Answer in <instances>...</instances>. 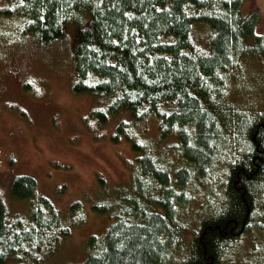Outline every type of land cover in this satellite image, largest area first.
Wrapping results in <instances>:
<instances>
[{"label":"trees","instance_id":"trees-1","mask_svg":"<svg viewBox=\"0 0 264 264\" xmlns=\"http://www.w3.org/2000/svg\"><path fill=\"white\" fill-rule=\"evenodd\" d=\"M242 2L0 0L40 46L74 25L72 91L102 100L98 124L128 113L111 141L135 153L129 182L91 205L109 222L75 264H264V93L234 99L253 93L245 60L264 72V33ZM9 191L27 204L8 214L0 200V264L42 263L84 221L79 201L62 219L32 175H13Z\"/></svg>","mask_w":264,"mask_h":264},{"label":"rangeland","instance_id":"rangeland-1","mask_svg":"<svg viewBox=\"0 0 264 264\" xmlns=\"http://www.w3.org/2000/svg\"><path fill=\"white\" fill-rule=\"evenodd\" d=\"M241 9L258 12L255 32L264 33V0H243ZM68 24L62 38L40 46L30 34L20 33L15 15H0V200L8 214L25 212L27 202H12L9 183L13 175L29 174L62 219L75 201L81 203L84 218L40 264H75L83 259L87 236L101 232L109 222L107 213L91 205L115 199L117 188L129 182L128 163L135 155L123 138L111 141L117 120L128 117L127 111L98 124L89 113L102 100L72 91L75 27ZM242 65L245 86L253 92L251 97L245 92L234 97L243 104L245 98L261 99L264 72L251 59ZM134 131L139 134L140 126ZM155 149L158 152L159 146ZM76 213L78 217L79 209Z\"/></svg>","mask_w":264,"mask_h":264}]
</instances>
